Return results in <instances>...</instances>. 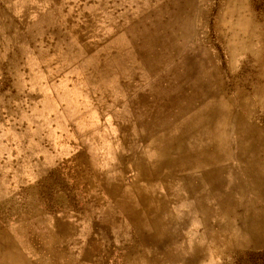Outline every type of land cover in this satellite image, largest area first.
Returning <instances> with one entry per match:
<instances>
[{
    "label": "rangeland",
    "instance_id": "rangeland-1",
    "mask_svg": "<svg viewBox=\"0 0 264 264\" xmlns=\"http://www.w3.org/2000/svg\"><path fill=\"white\" fill-rule=\"evenodd\" d=\"M0 238L264 264V0H0Z\"/></svg>",
    "mask_w": 264,
    "mask_h": 264
},
{
    "label": "bare ground",
    "instance_id": "bare-ground-1",
    "mask_svg": "<svg viewBox=\"0 0 264 264\" xmlns=\"http://www.w3.org/2000/svg\"><path fill=\"white\" fill-rule=\"evenodd\" d=\"M1 239V238H0ZM2 241H0V264H2V258L4 257V256H2L1 255V250H2ZM5 248V247H4ZM6 261V260H5ZM7 264H11V262H7Z\"/></svg>",
    "mask_w": 264,
    "mask_h": 264
},
{
    "label": "crops",
    "instance_id": "crops-1",
    "mask_svg": "<svg viewBox=\"0 0 264 264\" xmlns=\"http://www.w3.org/2000/svg\"><path fill=\"white\" fill-rule=\"evenodd\" d=\"M3 1H6V0H3Z\"/></svg>",
    "mask_w": 264,
    "mask_h": 264
}]
</instances>
